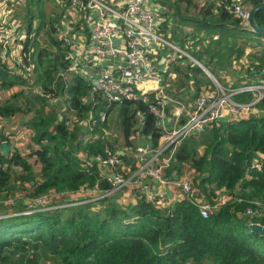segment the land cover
<instances>
[{
	"label": "trees",
	"instance_id": "1",
	"mask_svg": "<svg viewBox=\"0 0 264 264\" xmlns=\"http://www.w3.org/2000/svg\"><path fill=\"white\" fill-rule=\"evenodd\" d=\"M60 1L68 7L72 0ZM158 1L166 9L175 8L177 16H181V4L197 8L195 0H174L171 5L167 4L169 0ZM19 2L9 3L6 10L9 8L10 15L14 11V17L17 13L24 16L20 18L26 26L24 53L31 74H13L0 49V138L10 143L11 136L6 137L1 121L16 117L28 119L25 124L34 136L27 155L16 149L9 155L0 152V264H39L40 254L55 264H264V235L250 232L248 217L240 215L252 202L264 201V163L261 172L249 169L260 156L264 162V98L256 106L258 114L216 124L183 139L164 170L168 179L183 177L186 169L194 172L200 195L217 206L208 218H203L199 207L189 199L160 209L136 189L132 191L133 201L128 203L121 201L119 191L97 201L85 198L72 207L20 214L28 209L27 201L41 196L74 194L81 188L110 191L111 186L100 176L98 163L87 167L80 155L91 160L104 154L106 146L117 151L106 133L111 125L117 128L122 148L129 150L136 146L137 133L157 148L164 132L147 104L111 103L98 94L90 98L91 85L70 71L67 48L55 36L62 19L57 18L49 28L44 22L35 25L34 19L43 17L38 16V8L32 12L39 0ZM230 2L215 0L199 9L202 20L189 19L195 28L220 27V40L230 52L226 63L232 56L240 60L245 55V46L238 48L237 43L231 46L226 41L235 38L238 31L245 32L228 13ZM246 3L254 8L264 0ZM214 18L220 26L210 23ZM255 19L264 28V9ZM190 22L184 20L187 25ZM260 43L257 49L262 51L248 56L250 66L246 71L247 77L258 83L264 81V46ZM196 57L200 60L199 55ZM171 72L177 73L180 81L174 84L173 97L188 86L191 77L198 87L203 85L197 80L202 71L192 62L173 66ZM48 96L61 100L64 112L48 108ZM236 99L249 102L253 95L245 93ZM69 115L73 121L76 118V123L88 124L87 135L79 133V127L71 130ZM33 157L41 165L39 173L29 161ZM121 158L130 168L129 175L137 170L134 155L124 152ZM221 191L233 199L217 205ZM19 193L24 196L16 200ZM9 199L16 200L12 209L17 215L9 216Z\"/></svg>",
	"mask_w": 264,
	"mask_h": 264
},
{
	"label": "built area",
	"instance_id": "2",
	"mask_svg": "<svg viewBox=\"0 0 264 264\" xmlns=\"http://www.w3.org/2000/svg\"><path fill=\"white\" fill-rule=\"evenodd\" d=\"M19 1L0 0V7ZM84 1L85 4L72 0L61 25L56 27L55 36L64 43L67 58L72 63L70 71L89 82L90 98L98 94L111 103L130 101L147 104L164 136L157 148L149 141L139 143L136 147L137 170L130 175V168L121 158L123 154L108 146L104 154L91 160L80 155L87 167L92 166L93 162L98 163L102 170L100 176L108 182L111 190L103 192L97 187L81 188L77 193L68 196H81L88 192L92 197H87L88 201H97L118 193L133 182V189L139 191L157 208H166L183 199H189L199 207L203 218H208L217 206L200 195L192 179H168L164 170L169 167L175 148L183 139L213 125L246 119L256 114L254 110L264 98V82L230 89L224 88L213 78V84L199 93L192 102H174L166 91L165 74L179 59H188L200 64L185 48L161 33L163 14L157 5L151 0H121L120 4L115 0ZM82 9L84 13L81 14ZM226 9L239 21L242 30L253 32L250 24L252 8L247 5L246 0H231ZM73 12L79 17L77 20L73 18ZM68 15H72V22ZM80 22L81 25L77 26ZM261 40L264 46V38ZM25 42L23 30L3 27L0 31V49L10 60L9 68L13 74L29 77L31 68L27 67L25 61ZM160 50L168 51L162 70L156 66ZM245 93H251L253 99L249 102L236 99V96ZM48 98L52 102L57 101L50 96ZM172 106L175 108L171 111L169 108ZM106 119V115H103L102 121ZM6 137H10V134H6ZM136 137L142 136L137 133ZM3 143H8L13 148L11 141L9 143L0 138V152H3ZM168 151L171 152L166 153ZM263 163L262 156L254 159L250 171L261 172ZM53 196L67 195L51 194L27 201L28 209L20 214L29 215L72 207L83 203L80 201L85 199H78V202L73 204L53 206L50 202ZM232 199V196H224L217 205ZM16 204L15 199H9L7 202L10 209ZM13 215L17 214L9 212V216ZM240 215L248 217L249 227L254 224L264 226V201L252 202Z\"/></svg>",
	"mask_w": 264,
	"mask_h": 264
},
{
	"label": "crops",
	"instance_id": "3",
	"mask_svg": "<svg viewBox=\"0 0 264 264\" xmlns=\"http://www.w3.org/2000/svg\"><path fill=\"white\" fill-rule=\"evenodd\" d=\"M153 3L157 5V7L162 11V25L160 27L161 33H163L166 37H168L171 41L177 43L182 48H185L192 57L200 64L198 65L192 60L188 59H179L176 63H174L170 67V72L168 71L167 74H165V86L166 91L168 95L174 100V102H182V103H190L192 100H194L199 93L210 87V83L213 84L212 79L215 78V74L219 76L220 79H222L225 83H230L228 86L231 87L232 83H234L237 80H240L244 85H249L252 83H258L254 81V78H249L246 75V71L248 70V67L250 66L249 55L251 52H255V50L258 48L257 45H253V41H251L250 36L254 35L252 33L248 34L247 32H241L238 31L237 36L234 38H226V41L228 40L231 46H234L236 43L237 47H244L245 46V55L240 59L239 64L241 63L242 66L235 67L232 66L233 56L230 60H232L230 67H227L226 60L230 57V52L228 53V50L226 51L225 47V41H221V32L219 30L220 27L215 29H200L195 28L194 25H192V22L189 21V19H192V17H197L199 19V9L203 8L205 3L197 2L195 0L196 7H188L184 4L180 5V15L177 16L175 14V8H168L162 6L161 4L157 3L158 0H151ZM174 0L167 1L168 5L173 4ZM215 0H210L206 2H214ZM117 4L121 3V0H115ZM210 3V4H211ZM167 6V5H166ZM203 18H200L199 20H202ZM184 20L187 22H190L188 25L184 23ZM218 19L214 18L210 21V23L218 24L217 26H220V23H217ZM225 28L224 26H222ZM225 30V29H223ZM219 31V32H217ZM234 33V31H232ZM228 33V32H227ZM242 36V37H241ZM240 37V39H239ZM244 45V46H243ZM167 50H160L159 51V57L158 62L156 63V66L159 70H162V67L165 65V59L166 56H168ZM196 55L200 56V60L196 59ZM215 55V58L212 59V57ZM196 58H195V57ZM225 59V60H224ZM192 62L193 64H196L202 73L198 75L197 80L201 81L203 85L201 87H198L195 84V78H190L188 86L185 88H181L179 92L175 93L178 97H173V93L176 91V88L174 87L175 82L178 81L179 77L177 76V73L171 72V69L173 66H187ZM235 62V61H234ZM223 65V66H222ZM202 66V67H201ZM232 71L234 73H231L228 71V68H232ZM234 77L232 78V76ZM180 82V81H178ZM264 82V81H260ZM259 82V83H260ZM242 86V85H241ZM240 87V86H239ZM235 88V87H234ZM172 111V110H171ZM25 118L22 117H16L12 119H6L1 121V127L5 131L6 134H10L11 136V142L13 143V151L14 149L20 151L23 155H27L29 151L33 148L32 145V137L34 136V132L31 131L29 128L25 126ZM224 123V122H222ZM29 137V138H28ZM82 137H80L81 139ZM146 140V139H145ZM144 137L142 139V142H145ZM148 142V140H146ZM39 168L36 173H39L41 170V165L38 164ZM18 170V169H17ZM133 190V187H132ZM224 195L223 191H221ZM228 194H225L227 196ZM126 198H128L129 201H133V194L130 192L129 194L125 195ZM57 198V197H56Z\"/></svg>",
	"mask_w": 264,
	"mask_h": 264
},
{
	"label": "rangeland",
	"instance_id": "4",
	"mask_svg": "<svg viewBox=\"0 0 264 264\" xmlns=\"http://www.w3.org/2000/svg\"><path fill=\"white\" fill-rule=\"evenodd\" d=\"M198 1L201 2V3H205V5H208V4L211 3V2H206V1H210V0H197V2ZM20 3L21 2H19L18 4H20ZM26 4H27V1H26ZM66 6L67 5L64 2H61L60 0H39L38 6H36L32 10V12L35 13L37 11V8H38V10H39V15L38 16H43V17L42 18H35L34 19V24L37 25L40 22H44L45 26L49 28L50 25L52 24V22L55 23L57 21V18H59V20L62 19V15L64 16L65 10L68 9ZM24 9H25V6L22 7V10H24ZM8 11H9V8L6 10V6L4 7V5H1V7H0V24H1V27L2 26L3 27H9V28L12 27V29H17L18 28L20 30H23V32H24V34L26 36V26L23 23V21L21 20V19L24 18V16L21 13H17V14H15V17H14V11L11 13V15H10V13ZM11 16H12V20L10 21ZM68 17H69L70 22H72L74 20V19H72V15L71 16L68 15ZM15 18H17V19H15ZM73 18H75V20H77L79 17H76L75 13L73 12ZM3 23L5 24V26L3 25ZM1 27H0V29H1ZM248 34H250V33L248 32ZM250 38H251V41H253V45L255 44V45L258 46L259 44H261L260 42H262V40H261L262 38H260L258 35H255V34L251 35ZM239 39H240V37H239ZM260 50L262 51V48L256 49L255 51H260ZM252 53L253 52H251L250 54H252ZM5 59H6L8 64H11L8 57H6ZM231 61L232 60H229V63H227V67H230V65L232 63ZM239 62H240V60L235 58L233 60L232 66L237 67ZM240 66H242L241 63L239 64L238 67H240ZM231 69H234V67L228 68V71L231 72V73H234V71H232ZM215 76H216V80L224 88L237 89V88H239V86L240 87L243 86L242 82L240 80H237L234 83H232V85L230 87V86H228L230 83H225L222 79L219 78V76L217 74H215ZM233 77H234V75L232 76V78ZM210 85H212V83H210ZM2 98H3V96L0 95V100ZM61 102H62L61 100L60 101L58 100V101H55V102H52V101L47 102L48 108H50V107H51V109L54 108L55 111L57 110V112L59 114H61L62 112H64V108H63ZM174 108H175V106L174 107L172 106L169 109L173 110ZM69 118H70V122L68 123V126H70L71 130H75V129L78 130V127H79L80 128L79 133H82V134H85V135L88 134V132H89L88 130L89 129H88V124L87 123H83V122L76 123V118H75V121H73V117L71 115H69ZM25 120H26V123H27L28 119L25 118ZM25 126H26V124H25ZM109 128H110L109 131L106 132V133H107V136H108V140L112 144H115V149L118 152H120V153L128 152V153L134 155L137 158L136 147L139 145V143L142 142L143 138L142 137H140V138L135 137L136 146L134 147L133 150L123 149L122 148V140H121V138H118V136H117V133H118L117 132V128L112 126V125ZM81 130H83V131H81ZM85 137H87V136H85ZM116 140H117V142L114 143V141H116ZM29 161L32 164L34 171H37L38 168H39V166H38L39 163L36 161V158L33 157V158L29 159ZM183 178L192 179L193 182H194V178H195L194 172L186 169L185 170V175L183 176ZM133 186H135V185L132 182L131 184H129L128 187H125L124 189H122L119 192L120 193V197L119 198H121L122 202H124V203H128L129 202L128 198H126L125 195L129 194L130 192L133 191L132 190ZM87 193L88 192L83 193V194H81V196H78V195L77 196H73V195L72 196H68V194H66L67 196H62V197L59 196L57 198L55 196H53L50 199V202H52V204L53 203H61V204L63 203V205H64V204H68L72 200H76L77 201L78 199L82 200L84 198L90 197V195H88ZM223 193H224V195L222 194V192H218V199L216 200L217 202L220 201L222 199V197L225 196V194H227L224 191H223ZM115 195H116V193L113 196H115ZM22 196H24V195L22 193H19L17 195V199L16 200L21 199ZM90 198H92V197H90ZM205 200H207V199H205ZM9 210H10L11 214L14 212L13 209H9ZM39 264H55V263L52 262V261L47 260L44 256H41V254H40L39 255Z\"/></svg>",
	"mask_w": 264,
	"mask_h": 264
},
{
	"label": "water",
	"instance_id": "5",
	"mask_svg": "<svg viewBox=\"0 0 264 264\" xmlns=\"http://www.w3.org/2000/svg\"><path fill=\"white\" fill-rule=\"evenodd\" d=\"M263 9H264V3L260 4L259 6H256V7L252 8V10H251V18H250V24H251V27L253 29L252 34H255V35H258V36H261V37H264V28H262V27L257 25L255 18H256L257 13L260 12L261 10H263ZM254 112L256 114H258L259 110L256 108L254 110ZM2 151H3V153L5 155H9L11 152H13V148L8 143H3L2 144ZM249 230L252 233H259L261 235H264V226H261V225H258V224H254V225H251L249 227Z\"/></svg>",
	"mask_w": 264,
	"mask_h": 264
}]
</instances>
